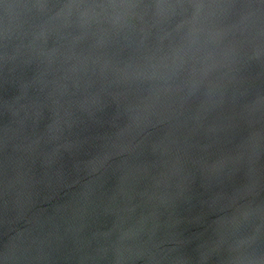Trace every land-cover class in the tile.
I'll list each match as a JSON object with an SVG mask.
<instances>
[{"label":"water","instance_id":"1","mask_svg":"<svg viewBox=\"0 0 264 264\" xmlns=\"http://www.w3.org/2000/svg\"><path fill=\"white\" fill-rule=\"evenodd\" d=\"M0 264H264V0H0Z\"/></svg>","mask_w":264,"mask_h":264}]
</instances>
